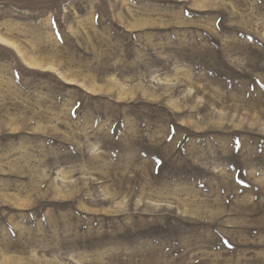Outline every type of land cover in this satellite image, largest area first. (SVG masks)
I'll list each match as a JSON object with an SVG mask.
<instances>
[{
    "label": "rangeland",
    "instance_id": "rangeland-1",
    "mask_svg": "<svg viewBox=\"0 0 264 264\" xmlns=\"http://www.w3.org/2000/svg\"><path fill=\"white\" fill-rule=\"evenodd\" d=\"M0 264H264V0H0Z\"/></svg>",
    "mask_w": 264,
    "mask_h": 264
}]
</instances>
